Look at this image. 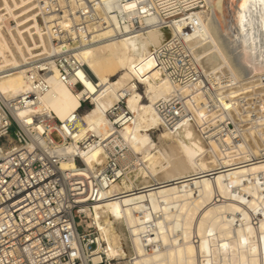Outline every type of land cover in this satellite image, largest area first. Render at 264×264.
<instances>
[{"label":"bare ground","instance_id":"6f19581e","mask_svg":"<svg viewBox=\"0 0 264 264\" xmlns=\"http://www.w3.org/2000/svg\"><path fill=\"white\" fill-rule=\"evenodd\" d=\"M89 1L105 26L68 38L53 27L63 28L59 15L85 1L73 0L68 8L67 0H58L59 12L50 0H0V100L14 106L17 120L33 122L23 128L33 142L44 131L34 117L47 114L63 122L79 112L80 135L91 130L121 149L120 179L83 211L114 264H264V72L238 79L205 25V0ZM114 25L121 33L136 30L117 36ZM163 28L171 33L164 48ZM178 44L205 73L228 72L237 81L218 90L220 105L208 107L192 86L164 72L158 49ZM66 50L83 64L82 97L60 81L54 57ZM45 67L50 77L43 92L36 81ZM138 90L145 103L130 100ZM26 93L35 100L19 104ZM174 95L191 118L170 126L157 103ZM81 98L89 100L92 118L80 112ZM121 102L130 122L116 128L107 113ZM224 110L232 130L224 126ZM55 127L49 134L60 136L59 153L72 154L75 145ZM80 155L94 168L107 153L95 146ZM60 168L78 170V164L73 158Z\"/></svg>","mask_w":264,"mask_h":264},{"label":"built area","instance_id":"2783aa9c","mask_svg":"<svg viewBox=\"0 0 264 264\" xmlns=\"http://www.w3.org/2000/svg\"><path fill=\"white\" fill-rule=\"evenodd\" d=\"M50 1L55 5V11L60 12L58 0ZM72 1L67 0L68 8ZM83 1L74 11L69 10L66 16L59 15L64 20V27L56 25L54 32L66 33L69 38L80 32L89 33L88 27L105 26L92 1ZM116 13L122 21L121 14ZM123 15L126 16V13ZM114 27L117 36L136 30V27H130L121 33L119 28ZM137 28L140 27L137 25ZM163 30L167 40L162 48L169 47L171 39V33ZM162 48L158 49L157 56L165 65L164 72L177 83L192 86V93L205 98L210 108L221 104L218 90L237 85L228 72L205 73L196 61L190 60L191 56L187 50L183 51L181 45L166 50ZM54 61L60 81L72 85L82 97L87 88L80 75L83 64L71 50L57 53ZM39 75L40 80L36 83L45 92L49 88L47 79L50 72L45 67L39 70ZM179 97L174 95L165 102L157 103L158 111L170 126L182 117L189 115L191 118L190 111ZM34 98L35 94L26 93L17 102L25 104L26 100L33 102ZM84 107H91V104L81 98L80 109ZM224 112L226 130L234 129L227 111ZM107 116L116 128L130 122V114L123 102L109 110ZM79 120V112L72 113L63 122L47 114L34 117L36 123L43 125L44 131L33 142L23 130L32 126L33 122L17 120L14 106L0 100V264H111L106 257V244L101 242L95 228L88 225L90 219L83 211L102 201L103 192L120 179L121 149L112 144V139H100L91 130L80 135L77 127ZM53 124L61 132L62 139L75 145L72 154L59 153V142L49 134ZM95 146L104 149L107 156L102 165L89 168L81 161L80 154ZM73 158L78 170L60 168L62 161Z\"/></svg>","mask_w":264,"mask_h":264},{"label":"water","instance_id":"95a60500","mask_svg":"<svg viewBox=\"0 0 264 264\" xmlns=\"http://www.w3.org/2000/svg\"><path fill=\"white\" fill-rule=\"evenodd\" d=\"M205 25L239 80L264 72V0H205Z\"/></svg>","mask_w":264,"mask_h":264},{"label":"rangeland","instance_id":"374dc122","mask_svg":"<svg viewBox=\"0 0 264 264\" xmlns=\"http://www.w3.org/2000/svg\"><path fill=\"white\" fill-rule=\"evenodd\" d=\"M130 100L141 101V102H143V103H145V102L147 101V99H146V97L144 96L142 90H138L137 93H136L134 96H132V97L130 98ZM86 105H88V102L86 103ZM90 109H92V106H91V107H84L83 110L80 111V112H81L82 114L86 115L87 118H92V116H91V114H90ZM157 133H158V131L156 130L155 133H154L155 135L153 136V139H154V140H156V138H157V135H156ZM52 138H53V140L56 141V142H58V141L60 140V136H59L57 133H53V134H52ZM102 215H103V214L101 213V211L98 210V212H97V220H98V222H97V223H98L100 226L103 225ZM92 227H94V226H92ZM94 228H95V230L97 231L98 235L100 236L99 231L96 229V227H94ZM112 261H113V260L110 259V262H109V263L114 264Z\"/></svg>","mask_w":264,"mask_h":264}]
</instances>
